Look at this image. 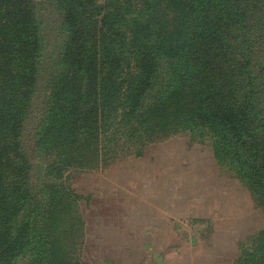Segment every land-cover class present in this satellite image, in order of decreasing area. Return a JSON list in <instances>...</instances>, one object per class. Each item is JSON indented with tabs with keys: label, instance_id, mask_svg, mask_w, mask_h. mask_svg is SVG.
Here are the masks:
<instances>
[{
	"label": "trees",
	"instance_id": "obj_1",
	"mask_svg": "<svg viewBox=\"0 0 264 264\" xmlns=\"http://www.w3.org/2000/svg\"><path fill=\"white\" fill-rule=\"evenodd\" d=\"M64 39L36 147L46 42L34 0H0V264H80L73 172L182 133L208 141L264 210V0H52ZM240 262L264 264V230Z\"/></svg>",
	"mask_w": 264,
	"mask_h": 264
},
{
	"label": "rangeland",
	"instance_id": "obj_2",
	"mask_svg": "<svg viewBox=\"0 0 264 264\" xmlns=\"http://www.w3.org/2000/svg\"><path fill=\"white\" fill-rule=\"evenodd\" d=\"M34 2L46 51L24 146L37 181L43 169L36 131L48 97L45 77L64 33L54 2ZM68 182L82 196L77 204L84 225L74 253L80 264H242L250 241L264 230V210L248 187L220 164L208 141H195L189 132L149 145L140 157H120L106 169L73 172Z\"/></svg>",
	"mask_w": 264,
	"mask_h": 264
},
{
	"label": "water",
	"instance_id": "obj_3",
	"mask_svg": "<svg viewBox=\"0 0 264 264\" xmlns=\"http://www.w3.org/2000/svg\"><path fill=\"white\" fill-rule=\"evenodd\" d=\"M196 244V241L195 240H193V245H195Z\"/></svg>",
	"mask_w": 264,
	"mask_h": 264
}]
</instances>
